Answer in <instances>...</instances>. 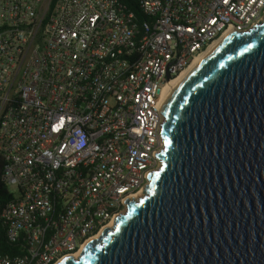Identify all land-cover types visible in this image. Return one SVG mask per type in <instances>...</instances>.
Returning <instances> with one entry per match:
<instances>
[{
	"label": "built area",
	"instance_id": "1",
	"mask_svg": "<svg viewBox=\"0 0 264 264\" xmlns=\"http://www.w3.org/2000/svg\"><path fill=\"white\" fill-rule=\"evenodd\" d=\"M264 0H0V264H56L159 169L165 90Z\"/></svg>",
	"mask_w": 264,
	"mask_h": 264
},
{
	"label": "water",
	"instance_id": "2",
	"mask_svg": "<svg viewBox=\"0 0 264 264\" xmlns=\"http://www.w3.org/2000/svg\"><path fill=\"white\" fill-rule=\"evenodd\" d=\"M160 109L144 196L58 264H264V21L223 38Z\"/></svg>",
	"mask_w": 264,
	"mask_h": 264
},
{
	"label": "trees",
	"instance_id": "3",
	"mask_svg": "<svg viewBox=\"0 0 264 264\" xmlns=\"http://www.w3.org/2000/svg\"><path fill=\"white\" fill-rule=\"evenodd\" d=\"M4 161L0 156V250L4 252H15V248L6 238V225L3 218V212L7 203L13 197L7 183L2 179Z\"/></svg>",
	"mask_w": 264,
	"mask_h": 264
},
{
	"label": "bare ground",
	"instance_id": "4",
	"mask_svg": "<svg viewBox=\"0 0 264 264\" xmlns=\"http://www.w3.org/2000/svg\"><path fill=\"white\" fill-rule=\"evenodd\" d=\"M229 34H231V31L230 30H227L226 32H224L219 38H217L213 43H211L210 44V46L206 49V50H204L202 53H200L199 55H197L196 56V58L193 60V62L189 65V67H187L186 69H184L183 71H182V73L180 74V75H178L174 80H173V82H171L172 83V85L171 86H168L167 88H166V90H165V96L166 95H168L170 92H171V90L175 87V85L177 84V82L180 80V78L190 69V68H192L193 66H195L197 63H199L200 61H202L203 59H205L206 58V56H208L209 54H210V52H212L213 51V49L218 45V43L219 42H221V40L223 39V38H225L226 36H228ZM142 196H144V192H142L140 195H138V197H136V199H138V198H140V197H142ZM125 212H126V210H125ZM124 212V213H125ZM80 255V252L78 251V252H76V253H74V254H72L71 256H73V257H78ZM66 258V257H65ZM64 259V258H63ZM60 262V261H59ZM58 262V263H59ZM58 263H56V264H58Z\"/></svg>",
	"mask_w": 264,
	"mask_h": 264
},
{
	"label": "rangeland",
	"instance_id": "5",
	"mask_svg": "<svg viewBox=\"0 0 264 264\" xmlns=\"http://www.w3.org/2000/svg\"><path fill=\"white\" fill-rule=\"evenodd\" d=\"M8 187H9L10 190H14L15 189V187L13 185H9Z\"/></svg>",
	"mask_w": 264,
	"mask_h": 264
}]
</instances>
